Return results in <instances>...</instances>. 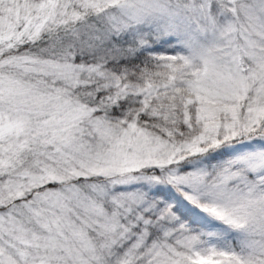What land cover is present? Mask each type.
<instances>
[{"label":"snow or ice","instance_id":"6c2138e0","mask_svg":"<svg viewBox=\"0 0 264 264\" xmlns=\"http://www.w3.org/2000/svg\"><path fill=\"white\" fill-rule=\"evenodd\" d=\"M0 264H264V0H0Z\"/></svg>","mask_w":264,"mask_h":264}]
</instances>
